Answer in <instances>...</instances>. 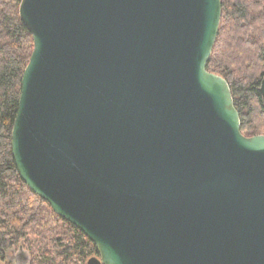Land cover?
<instances>
[{"label":"water","instance_id":"95a60500","mask_svg":"<svg viewBox=\"0 0 264 264\" xmlns=\"http://www.w3.org/2000/svg\"><path fill=\"white\" fill-rule=\"evenodd\" d=\"M20 179L86 264H264V136L206 70L220 0H20ZM259 93L264 108V78ZM20 250L22 248L20 247Z\"/></svg>","mask_w":264,"mask_h":264},{"label":"trees","instance_id":"16d2710c","mask_svg":"<svg viewBox=\"0 0 264 264\" xmlns=\"http://www.w3.org/2000/svg\"><path fill=\"white\" fill-rule=\"evenodd\" d=\"M221 20L206 65L229 85L246 138L264 136L259 93L264 78V0H220ZM20 0H0V261L20 247L28 264H86L95 246L20 179L11 153V131L21 78L33 50L19 18ZM96 256V257H95Z\"/></svg>","mask_w":264,"mask_h":264},{"label":"rangeland","instance_id":"374dc122","mask_svg":"<svg viewBox=\"0 0 264 264\" xmlns=\"http://www.w3.org/2000/svg\"><path fill=\"white\" fill-rule=\"evenodd\" d=\"M23 252H24V250H23ZM18 253H19L18 251H15L13 254H10V255L7 253L5 260L0 261V264H26V262H21L18 260V258H16V255Z\"/></svg>","mask_w":264,"mask_h":264},{"label":"flooded vegetation","instance_id":"af4514ba","mask_svg":"<svg viewBox=\"0 0 264 264\" xmlns=\"http://www.w3.org/2000/svg\"><path fill=\"white\" fill-rule=\"evenodd\" d=\"M15 251H18L19 253L16 255V258H18V260L19 261H21V262H26V264H28V255H27V253L24 251L23 252V249L22 250H20V248L19 249H17V250H11L8 254L10 255V254H13Z\"/></svg>","mask_w":264,"mask_h":264}]
</instances>
